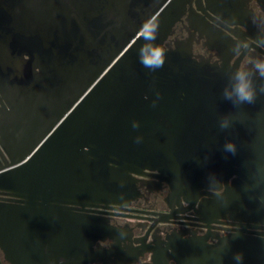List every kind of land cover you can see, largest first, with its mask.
Wrapping results in <instances>:
<instances>
[{"label": "water", "instance_id": "95a60500", "mask_svg": "<svg viewBox=\"0 0 264 264\" xmlns=\"http://www.w3.org/2000/svg\"><path fill=\"white\" fill-rule=\"evenodd\" d=\"M183 10L181 0H0V73L21 85L28 119L50 120L20 128L14 145L32 142L0 165L6 261L91 260L104 224L87 207L125 198L144 170L184 196L224 182L206 205L264 222V80L253 78L251 105L225 99L235 67L195 58L188 39L165 44ZM153 16V43L165 50L155 71L138 59V30ZM237 252L243 264H264V241L242 230L190 250L185 264H237Z\"/></svg>", "mask_w": 264, "mask_h": 264}, {"label": "flooded vegetation", "instance_id": "af4514ba", "mask_svg": "<svg viewBox=\"0 0 264 264\" xmlns=\"http://www.w3.org/2000/svg\"><path fill=\"white\" fill-rule=\"evenodd\" d=\"M181 1L184 10L167 36L166 46L188 39L197 59L255 72L252 62L264 60V0ZM20 86L0 73V165L9 160L13 147L16 151L11 156L32 142L29 138L14 145L20 128L35 124L40 131L50 123L49 118L28 119ZM236 177L230 176L228 183ZM224 188L222 182L219 189L184 196L157 171L134 175L133 191L125 198L87 207L86 214L104 224L102 238L93 245V258L77 264H185L190 250L214 246L238 230L252 240L264 241L263 221L232 218L220 208L206 205L211 194H220ZM5 197L0 193V201ZM0 264H11L1 251Z\"/></svg>", "mask_w": 264, "mask_h": 264}, {"label": "clouds", "instance_id": "9594fccd", "mask_svg": "<svg viewBox=\"0 0 264 264\" xmlns=\"http://www.w3.org/2000/svg\"><path fill=\"white\" fill-rule=\"evenodd\" d=\"M159 32V22L156 17H149L145 19L139 30V38L145 41L138 49V59L140 64L147 69L155 71L161 68L165 63V50L153 42L157 39ZM252 67L255 72L249 70L247 67H237L232 79L235 81L232 84L231 91L225 88V99L231 100L234 106H241L244 104H253L257 99V88L254 83V77L258 76L264 80V60H255L252 62ZM260 93H264V85L259 89ZM235 97V99H233ZM229 127V121L224 119L220 123L221 130ZM224 151L236 154V145L232 142H227L224 145ZM234 260L237 264H243L244 254L237 252L234 254Z\"/></svg>", "mask_w": 264, "mask_h": 264}]
</instances>
